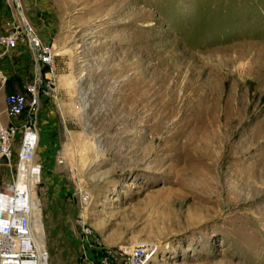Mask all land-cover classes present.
I'll list each match as a JSON object with an SVG mask.
<instances>
[{"label": "rangeland", "instance_id": "obj_1", "mask_svg": "<svg viewBox=\"0 0 264 264\" xmlns=\"http://www.w3.org/2000/svg\"><path fill=\"white\" fill-rule=\"evenodd\" d=\"M23 22L54 70L1 50L0 124L24 94L49 264L139 241L147 264H264V0H0V36ZM205 138L214 190L196 194L180 175Z\"/></svg>", "mask_w": 264, "mask_h": 264}, {"label": "built area", "instance_id": "obj_2", "mask_svg": "<svg viewBox=\"0 0 264 264\" xmlns=\"http://www.w3.org/2000/svg\"><path fill=\"white\" fill-rule=\"evenodd\" d=\"M13 25L15 30L0 36V44L7 50L20 45L29 48L39 73L43 68L53 73V48L33 36L27 23L23 22L22 27ZM4 103L6 112L16 121L0 124V155L10 159L16 139H19V149L14 173L0 186V264H49V253L44 245L38 244L33 228L32 187L34 184L35 188L41 174V166L34 161L37 134L32 121L22 118L27 108L24 94L7 93ZM154 254L153 242L139 241L117 248L100 247L96 251V261L99 264H114L115 260L120 264H147Z\"/></svg>", "mask_w": 264, "mask_h": 264}, {"label": "bare ground", "instance_id": "obj_3", "mask_svg": "<svg viewBox=\"0 0 264 264\" xmlns=\"http://www.w3.org/2000/svg\"><path fill=\"white\" fill-rule=\"evenodd\" d=\"M210 142H211L210 140L207 141L205 138V141L202 142L200 147H194V148H191L187 151L188 156H189L188 159H191L190 157H193V156L199 157L202 161V165H203L202 168H204L205 170L203 169L202 171L199 170V171L194 172V170H196V169L193 167L189 168V166L187 164L186 170L183 171L184 173L180 175L182 178V180H180L182 182L181 183L182 189H185V190L187 189L190 192H195L196 194H198V193L200 194V191H203L204 193H209L211 190H214V181H215L214 177H216V176H214V177L211 176L212 175L211 174V171H212L211 168L214 169L213 164H214V159L216 158V153L213 149H211L212 144ZM203 161H205L204 164H203ZM199 164H200V162H199ZM33 189H34V184L32 187V199H31L32 215L34 218L33 228L36 230V239L38 241V244L43 246V237H42L43 229H42V222H41V209L39 207L37 200L34 197ZM198 190H199V192H198ZM84 200H86V199H84Z\"/></svg>", "mask_w": 264, "mask_h": 264}, {"label": "crops", "instance_id": "obj_4", "mask_svg": "<svg viewBox=\"0 0 264 264\" xmlns=\"http://www.w3.org/2000/svg\"><path fill=\"white\" fill-rule=\"evenodd\" d=\"M2 21H4L3 19H2ZM1 50H5V51H9V52H12L13 54H16V55H19V56H23V55H25V54H27V53H29L30 54V56H31V52H30V50H29V48H27V47H25V46H18L17 48H15V49H11V50H7L4 46H0V51ZM32 57V56H31ZM2 62V61H1ZM36 68H37V66H35ZM15 88H9V90L10 91H12V90H14Z\"/></svg>", "mask_w": 264, "mask_h": 264}]
</instances>
